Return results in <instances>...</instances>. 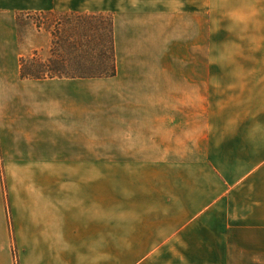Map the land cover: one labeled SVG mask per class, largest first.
<instances>
[{
	"label": "crops",
	"instance_id": "1",
	"mask_svg": "<svg viewBox=\"0 0 264 264\" xmlns=\"http://www.w3.org/2000/svg\"><path fill=\"white\" fill-rule=\"evenodd\" d=\"M111 10L115 77L22 78L19 15ZM220 16V62L261 71L216 74L227 95L208 110L205 72L156 67L165 32L174 46L192 39L206 54V0H0V264H112L109 205L90 202L89 191L95 176L111 174V144L148 143L167 146L157 160L197 144L215 180L168 185L117 264H264V0H237ZM144 46L155 55H137ZM139 63L155 67L138 76ZM104 96L116 102L103 106L98 137Z\"/></svg>",
	"mask_w": 264,
	"mask_h": 264
},
{
	"label": "rangeland",
	"instance_id": "2",
	"mask_svg": "<svg viewBox=\"0 0 264 264\" xmlns=\"http://www.w3.org/2000/svg\"><path fill=\"white\" fill-rule=\"evenodd\" d=\"M236 2L237 0H206V54L204 49H201L200 53V48L198 45L195 46V41L192 39L183 47L174 46L175 40L172 37V33L169 32L164 33L167 39L159 42V63L156 66L159 72L184 71L198 73L201 71L206 73L208 110L213 107L217 98L221 101L227 95V92L222 91L221 86L216 87L218 83L215 80L216 74L219 73V77H221L222 73L228 71L237 73L261 71V65L221 63V56L224 54L225 49H216L214 47L215 30L218 25L220 27L221 23V21H218L219 24H217L216 19L217 17L220 19V15L228 11L232 4L236 8ZM104 14H113L115 19L114 10ZM62 15L30 13L26 15L28 19L26 21H24V16H18L20 36L25 44V57H32L28 63L30 67L49 66L50 59L57 61L64 59L65 65L70 68L72 65L70 60L78 50H95L96 46L102 43L98 39H107L109 36L111 26L108 19L104 20L103 25L95 21V26H98L96 27L97 30L95 27L91 28L89 31L93 39L87 40L82 38L78 31L74 30V20L69 16ZM26 22L29 25L31 24L28 29L25 27L27 26ZM26 38L29 39L26 40ZM218 38H222L221 33H219ZM150 39L151 33H144V40L149 42ZM26 43L28 44L27 47ZM164 43H167L166 47L162 46ZM155 51V48L151 49L144 46L136 54L140 55L141 52L143 56H154ZM203 55H206V63L202 64L203 61L201 59L200 64L199 57ZM151 65V63L142 65L139 63L138 67L141 70L137 75L142 74L143 70L146 67H151ZM154 67L155 64L153 63L152 68L154 69ZM104 87L105 85L103 84L96 85V88ZM97 100L101 107H96L95 131L96 136L102 137L105 135V128L102 127L103 106L107 105V107H110L116 101H112L109 96L100 97ZM193 135H197L194 129H192ZM125 147L128 148L127 151H123L124 146L122 145L111 144V174L104 177L95 176L94 187L92 191H89L88 197L90 202L94 199L95 203H97L103 199L105 206L106 204L109 205L112 264L118 263V249L122 243L124 245V243H129L130 238L133 239L135 223L138 221V217L146 214V211L150 210L149 207L167 198L168 185L178 186L184 182H214L215 180L214 176L209 179L208 175L212 173V170L209 169L210 165L202 161L197 144L192 143L189 150H187L186 145L184 150L182 145H176L174 150L176 158L169 160L150 158L154 155H162L161 148H167L166 145L148 143L125 145ZM157 147H159L158 153L151 152L152 150L155 151ZM169 148H171V145ZM140 155L144 158L141 159Z\"/></svg>",
	"mask_w": 264,
	"mask_h": 264
},
{
	"label": "trees",
	"instance_id": "3",
	"mask_svg": "<svg viewBox=\"0 0 264 264\" xmlns=\"http://www.w3.org/2000/svg\"><path fill=\"white\" fill-rule=\"evenodd\" d=\"M60 16H63L60 14ZM74 20V30L78 31L82 38L93 39L90 36V29L95 27V21L103 25L104 20H109L111 29L109 30V36L107 39H98L102 43H99L92 51L78 50L75 55L72 56L70 62L71 67L65 65L64 59L55 60L50 59V65L41 67L28 65L32 57H23L21 59V73L23 79L41 80V79H107L113 78L118 73L117 55L115 47V26L113 14H81L71 13L64 14ZM107 17V18H106ZM19 20V19H18ZM99 25V26H100ZM94 42V41H93ZM95 51V52H94ZM63 58V57H62Z\"/></svg>",
	"mask_w": 264,
	"mask_h": 264
}]
</instances>
